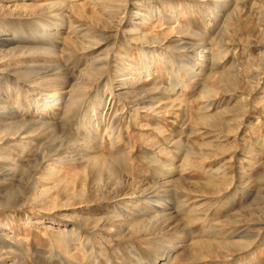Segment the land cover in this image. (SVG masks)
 I'll use <instances>...</instances> for the list:
<instances>
[{"label":"rangeland","instance_id":"rangeland-1","mask_svg":"<svg viewBox=\"0 0 264 264\" xmlns=\"http://www.w3.org/2000/svg\"><path fill=\"white\" fill-rule=\"evenodd\" d=\"M0 264H264V0H0Z\"/></svg>","mask_w":264,"mask_h":264},{"label":"bare ground","instance_id":"bare-ground-1","mask_svg":"<svg viewBox=\"0 0 264 264\" xmlns=\"http://www.w3.org/2000/svg\"><path fill=\"white\" fill-rule=\"evenodd\" d=\"M94 167L96 169H98L100 172H107L110 176H113L115 177L116 176V170L114 168H112L110 166V163L109 162H96L94 164ZM154 207H158V206H154ZM168 220V218H167ZM134 232V231H133ZM136 233V232H135ZM251 234V233H250ZM137 235V234H136ZM135 236V235H134ZM240 237L242 238H250L251 236L248 234L246 235L245 234H240ZM253 237V236H252ZM232 244V243H231ZM234 244V243H233ZM221 247V250H225V251H230V252H236V251H239V250H243L245 247V245L243 247H241L240 244H236V245H230L228 243H221L220 245ZM194 249L196 250V253L192 256L194 258L198 257V255H200L201 257H204V258H209L211 259L210 261L213 260L214 257L217 256V252L215 251V248H214V244L213 243H210V242H204V241H198L195 243V246H194ZM218 249V248H217ZM192 251V250H191ZM221 255V254H220ZM192 257H190L188 254L184 257L181 258V260H183L184 262H187L190 260H192ZM197 259V258H196ZM194 261V260H193ZM197 261V260H196Z\"/></svg>","mask_w":264,"mask_h":264}]
</instances>
